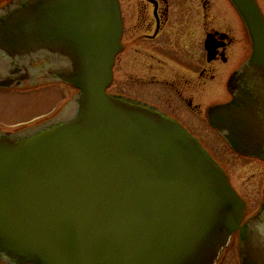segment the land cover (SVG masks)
I'll return each instance as SVG.
<instances>
[{
  "label": "water",
  "instance_id": "1",
  "mask_svg": "<svg viewBox=\"0 0 264 264\" xmlns=\"http://www.w3.org/2000/svg\"><path fill=\"white\" fill-rule=\"evenodd\" d=\"M229 1L252 50L209 122L264 158V15L256 0ZM121 35L118 0L0 5V87L37 75L78 90L54 117L0 130V263L216 264L238 232L241 264H264V201L242 223L245 201L195 136L107 92Z\"/></svg>",
  "mask_w": 264,
  "mask_h": 264
},
{
  "label": "flooded vegetation",
  "instance_id": "2",
  "mask_svg": "<svg viewBox=\"0 0 264 264\" xmlns=\"http://www.w3.org/2000/svg\"><path fill=\"white\" fill-rule=\"evenodd\" d=\"M6 1L0 0V5ZM118 1L122 18L121 50L115 56L107 91L158 108L195 136L226 171L232 186L245 201L244 223L264 201V158L231 149L211 126L208 115L212 106L232 99L229 78L251 53V42L238 12L229 0ZM257 2L264 13V0ZM35 65L39 67L43 62ZM53 84L59 83L36 75L23 86L0 88V93L24 94ZM39 98V95L0 98L2 109H18L17 105L24 109L17 115H12L11 110L4 115L0 112V119L25 116L26 107L37 104ZM64 103L14 122L10 127L0 126V130L19 131L40 124L53 117ZM262 126L264 115L257 119V127ZM259 144L264 150V143ZM229 156L238 160V184L225 162ZM241 175L250 178L258 195L255 209L250 213L243 182L239 180ZM216 264H241L238 232L233 234Z\"/></svg>",
  "mask_w": 264,
  "mask_h": 264
},
{
  "label": "rangeland",
  "instance_id": "3",
  "mask_svg": "<svg viewBox=\"0 0 264 264\" xmlns=\"http://www.w3.org/2000/svg\"><path fill=\"white\" fill-rule=\"evenodd\" d=\"M2 90H5V89H2ZM6 90H9V89H6ZM39 91L41 92V94H38ZM39 91L34 90L32 92L30 91L31 93L25 92L24 94H21V93L16 94V93H12V92L11 93L9 92L7 94H3V93L1 94L0 93V98H6V97L14 98V96H15V98H22L23 99V98L31 97V96L37 97L38 95L41 98V99L40 98L37 99V104L30 106V107L29 106L26 107V113L28 112V114H26L25 116L20 117V118L0 119V126L10 127L13 125L14 122H17L21 119L23 120V119H25V118L33 115V114L42 112L44 110L46 111L49 108H51V109L58 108L61 104H63L65 102L64 101L65 99L67 100L69 98V96L73 94L75 89L59 83V84H53V85H50L48 87L42 88ZM46 99L49 101V103H48V101H46ZM62 101H64V102H62ZM42 105L43 106L47 105V107H45L43 109L39 108V106H42ZM17 106H19L18 109H16V107H13L12 110H11V108L8 110L0 108V112L2 113V115H4L9 110H11L12 115L20 114L21 112H23L24 109L20 108V105H17ZM34 110H38V111L33 112ZM225 160H226L225 162H226L228 171L230 172V174L232 175V177L234 179L237 178V184H238V178H239L238 177V169H239L238 168V160H236V158L232 157V156L225 158ZM239 180L243 182L242 187L244 188L243 190H244V193H245V196L247 198L248 205H249L247 212L250 213L255 209L254 204H255V200H256V202L258 200V195L255 194L254 187H252V182H250V178L247 179L246 176L241 175ZM0 264H2V263H0Z\"/></svg>",
  "mask_w": 264,
  "mask_h": 264
},
{
  "label": "bare ground",
  "instance_id": "4",
  "mask_svg": "<svg viewBox=\"0 0 264 264\" xmlns=\"http://www.w3.org/2000/svg\"><path fill=\"white\" fill-rule=\"evenodd\" d=\"M8 1H9V0H8ZM8 1H6V2H8ZM6 2H5V3H6Z\"/></svg>",
  "mask_w": 264,
  "mask_h": 264
}]
</instances>
